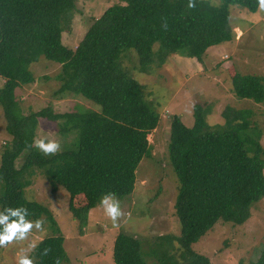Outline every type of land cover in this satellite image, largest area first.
I'll return each mask as SVG.
<instances>
[{"label": "trees", "instance_id": "trees-1", "mask_svg": "<svg viewBox=\"0 0 264 264\" xmlns=\"http://www.w3.org/2000/svg\"><path fill=\"white\" fill-rule=\"evenodd\" d=\"M94 19L75 48L63 43L64 25L79 0H0V104L12 138L0 158V207L22 205L32 220L43 216L55 231L32 251L34 264L69 260L55 218L43 203L26 198L31 177L40 172L53 190L65 188L69 209L81 223L107 192L123 199L132 194L140 162L151 155L148 135L159 112L145 86L133 78L123 58L134 49L135 69L151 74L179 53L202 62L210 47L232 41L231 6L258 11L256 0H122ZM125 54V55H124ZM41 56L61 65L53 98L81 96L100 111L77 106L57 112L52 101L25 113L17 89L36 81L31 65ZM233 92L264 103V75L236 73ZM210 106H194V123L174 115L168 154L179 180L174 204L180 235L164 234L151 252L155 264H212L193 244L219 221L244 224L251 206L264 197V147L252 110L226 106L224 121L210 124ZM57 122L61 133H76L73 147L45 156L32 146L40 119ZM81 198L80 206L74 199ZM85 225V224H83ZM57 232V233H56ZM174 241L178 242V247ZM136 235L120 232L114 243L115 264H153ZM244 264V263H240ZM250 264H264V249Z\"/></svg>", "mask_w": 264, "mask_h": 264}, {"label": "rangeland", "instance_id": "rangeland-1", "mask_svg": "<svg viewBox=\"0 0 264 264\" xmlns=\"http://www.w3.org/2000/svg\"><path fill=\"white\" fill-rule=\"evenodd\" d=\"M221 5L222 0H209ZM122 0H79L77 10L69 23L65 24L63 43L75 48L94 19L115 3ZM231 24L240 28L242 35L229 42L212 46L202 62L176 53L161 67H152L148 74L135 69L139 64L134 49L122 63L130 75L143 84L150 105L160 114L157 128L148 135L151 155L145 157L136 171L135 187L131 195L118 199L124 215L113 226L112 221L98 204L87 213V220L81 223L69 209L70 194L60 187L53 190L49 181L40 172L31 177L26 189V198L46 205L55 218L59 233L65 238L64 245L69 260L63 264H115L114 243L120 232L138 236L150 263L155 264L157 256L151 250L164 234L180 235L181 225L175 214V201L179 180L170 162L168 144L170 126L174 115L182 118L187 126L194 123V106H210L207 117L210 124L222 123V111L226 106L252 110L253 124L261 133L264 147V103L239 98L233 92L232 76L236 73L264 75V12H252L240 6H231ZM125 55V54H124ZM61 65L41 56L31 65L36 81L17 89L21 107L25 113L36 111L49 103L57 112L74 110L77 106L97 111L98 104L81 96L53 98V91L60 81L56 75ZM5 79L0 77V86ZM47 136L60 143V150L72 148L76 133H61L57 122L40 119L36 136ZM12 136L7 131V119L0 104V158L6 142ZM82 199H74L76 206ZM42 230L33 229L26 240L13 241L0 248V264H15L17 254L27 248L28 243L36 245L43 238L53 235L50 221L40 218ZM85 224V225H83ZM57 233V232H56ZM178 247V242L174 241ZM193 249L210 258L212 264H250L264 249V197L251 206V216L242 225L219 220L211 230L193 244ZM32 251L29 253L32 256ZM33 258V257H32ZM34 261V258H33Z\"/></svg>", "mask_w": 264, "mask_h": 264}, {"label": "clouds", "instance_id": "clouds-1", "mask_svg": "<svg viewBox=\"0 0 264 264\" xmlns=\"http://www.w3.org/2000/svg\"><path fill=\"white\" fill-rule=\"evenodd\" d=\"M256 6L259 11L264 12V0H256ZM188 7H194L192 0H189ZM234 31L236 32V38L239 39L242 35L240 28H236ZM32 146L45 156L54 155L60 150V143L47 136L33 137ZM99 204L103 208L104 214L112 221L113 226L124 215L118 199L112 192L103 194ZM33 229L42 230V221L39 219L32 220L26 207L22 205H4L0 207V248L11 244L13 241L26 240ZM36 246L35 241L28 243L27 248L17 254L15 264H34L29 253Z\"/></svg>", "mask_w": 264, "mask_h": 264}]
</instances>
